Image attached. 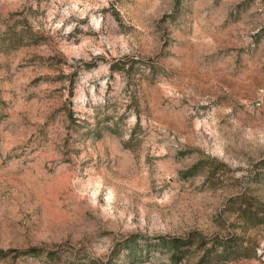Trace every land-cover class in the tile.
Segmentation results:
<instances>
[{"label":"rangeland","instance_id":"rangeland-1","mask_svg":"<svg viewBox=\"0 0 264 264\" xmlns=\"http://www.w3.org/2000/svg\"><path fill=\"white\" fill-rule=\"evenodd\" d=\"M0 264H264V0H0Z\"/></svg>","mask_w":264,"mask_h":264},{"label":"trees","instance_id":"trees-1","mask_svg":"<svg viewBox=\"0 0 264 264\" xmlns=\"http://www.w3.org/2000/svg\"><path fill=\"white\" fill-rule=\"evenodd\" d=\"M246 209H243V217L247 220L254 218V211L251 209V204L246 203ZM207 239L201 234L192 231L184 237H168L160 240L161 245L167 250L170 258L174 261L180 260L186 256L187 251L190 249H201L203 251L202 259H207L211 262L215 258L219 259H231L240 254V246L235 239L225 240L222 243L218 242V239H211L210 247L206 248ZM233 241V242H232ZM212 251H215V255L212 256ZM31 252H36L35 248L31 249Z\"/></svg>","mask_w":264,"mask_h":264}]
</instances>
